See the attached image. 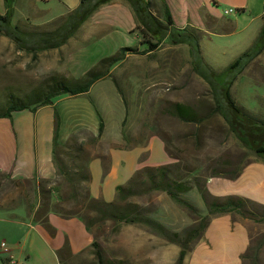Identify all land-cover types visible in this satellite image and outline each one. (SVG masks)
<instances>
[{
	"label": "rangeland",
	"instance_id": "obj_1",
	"mask_svg": "<svg viewBox=\"0 0 264 264\" xmlns=\"http://www.w3.org/2000/svg\"><path fill=\"white\" fill-rule=\"evenodd\" d=\"M215 1L168 0L174 25L177 28L189 25V30L198 36L200 54L193 50L191 55L187 44L172 45L164 42L151 52L127 54L112 68V81L127 109L124 124L147 127L151 133L162 138L172 162H179L177 168L180 173L196 169L201 180L208 179L221 168L244 167L262 160L241 143L219 114L206 117L199 125L182 122L172 115L175 102L187 104L199 114H205L212 105L209 86L194 70L192 59L206 73L211 69L220 71L251 45L263 24V17L253 19L247 10L241 12L233 9V12L226 15L223 12L230 6L220 0L218 9L214 8ZM256 2V9L262 10L264 0ZM70 6L69 0H15L12 23L24 31L52 30L64 21ZM118 7L129 8L123 0H113L102 5L99 9H105L101 11L103 15L87 19L85 26L66 43V50L61 47L35 52L22 50L17 43L0 33V108L6 105L9 96L26 102L33 100L32 96H28L30 92L50 75L64 78L79 76L75 74L90 64L86 61L84 63L83 58V62L78 64L80 71L70 69L68 50L74 52L91 42H97L96 35L99 33L91 29L95 24L108 23L106 19L111 16V10ZM209 10L219 13L218 18L208 16ZM4 12V2L0 0V13ZM126 24L127 21L122 25ZM129 30L126 31L127 38L118 41L121 46L142 49L148 45L140 44L138 28ZM103 48H107L108 54L112 53L109 52L113 50L111 45H103ZM231 93L244 108L264 117V50L238 75ZM94 98L97 103L98 95H94ZM58 106L57 109L62 110L61 104ZM100 108L105 115L103 107ZM112 118L114 120L113 115ZM196 128L199 129L197 139L192 134ZM78 134L84 138L85 148L93 153L91 135L88 132ZM226 162L229 164L226 165ZM139 182L140 178L137 187ZM29 186L26 182L7 181L8 196L14 195L12 192L18 189L26 195ZM135 191L132 190L126 203L130 213L138 211L150 216L155 212L160 195L169 198L165 192L153 191L140 195ZM14 199L18 200V195L14 196L12 202ZM22 207L18 206L17 209ZM256 225L258 228L255 225L250 227L254 237L264 233V226ZM94 234L104 257L110 261L122 260L123 264H174L176 259L169 253L156 254L168 242L139 223L120 222L117 225L112 220H106L94 227ZM147 250L151 251V255H146ZM64 264H98V260L90 246Z\"/></svg>",
	"mask_w": 264,
	"mask_h": 264
},
{
	"label": "crops",
	"instance_id": "obj_2",
	"mask_svg": "<svg viewBox=\"0 0 264 264\" xmlns=\"http://www.w3.org/2000/svg\"><path fill=\"white\" fill-rule=\"evenodd\" d=\"M223 1L236 11L247 10L253 19L263 17L264 5L262 4V10H257L256 0ZM79 2L80 0H69V12ZM166 2L168 4V0ZM219 3L220 0H216L214 8L218 9ZM104 10L98 9L92 16H102L101 11ZM111 11V16L106 19L108 23L95 24L91 29L99 33L96 35L97 42H91L74 52L68 50L70 69L79 70L78 64L83 62V58L84 63L86 61L91 66L102 56L109 55L107 48L102 49L103 45H111L113 50L109 52L112 53L121 47L118 41L127 38L126 31L134 28L135 20L128 7H118ZM207 15L217 19L219 13L209 10ZM126 21L127 24L122 25ZM84 26L85 23L78 30ZM71 39L72 37L59 47L66 50V43ZM90 66L75 76L82 74ZM112 80L110 77L99 79L87 92L76 96H59L53 103L39 106L35 111L26 108L13 111L10 117H0V240L6 246V250L0 249V264H9L10 256L21 264H64L88 249L94 239L82 219L75 215L62 216L52 211L48 214L47 224L33 221L27 210L28 203L36 206L38 202L37 192L32 185L24 190L26 195L22 194L23 190L18 189L19 191L12 192L14 195L8 196L7 181L15 183L56 177L52 161L55 110L60 116V142H64L71 134L88 132L96 135L99 116L103 119L104 127L99 144L93 146V156L88 162V187L94 198L112 201L116 195V187L126 184L137 170L144 166L156 167L172 162L162 138L151 133L147 127L124 124L126 105ZM94 95H98L99 104L95 102ZM59 103L62 110L57 109ZM99 105L103 107L105 115ZM206 187L216 197L234 195L264 206V161L245 165L235 179L208 178ZM15 195H18V200L14 199L12 202ZM181 196L193 204L201 215L208 213L195 188L182 192ZM21 205L23 207L18 210L17 207ZM150 217L172 231H180L192 223L182 209L167 196L161 195L155 212ZM256 224L264 226V222L258 223L237 215L233 217L230 213L212 216L202 237L185 255L184 264H241L240 255L250 244V227L255 225L258 228ZM178 251L176 244L165 242L156 254L169 253L177 257ZM146 255H151V251L147 250Z\"/></svg>",
	"mask_w": 264,
	"mask_h": 264
},
{
	"label": "trees",
	"instance_id": "obj_3",
	"mask_svg": "<svg viewBox=\"0 0 264 264\" xmlns=\"http://www.w3.org/2000/svg\"><path fill=\"white\" fill-rule=\"evenodd\" d=\"M111 1L113 0H80L78 6L69 12L58 27L48 31H24L17 24L12 23L15 0H3L5 12L0 13V33L17 43L19 48L27 51L58 48L72 37L94 12ZM123 1L127 3L133 14L136 23L134 28L140 31V44L147 43L146 47L138 49L136 46H121L114 53L99 58L95 64L77 77L64 78L59 75H50L37 89L30 92L28 96H32L33 100L26 102L24 99L9 96L6 105L0 108V117H10L13 111L26 108L35 111L39 106L53 103L55 98L62 95L76 96L85 93L97 80L105 77L113 79L112 68L119 64L127 54L151 52L164 42L172 45L187 44L191 55L193 50L200 54L198 36L192 33L191 29L189 30V25L180 28L174 25L166 0ZM186 30L189 32H185ZM263 50L264 13L263 24L257 37L245 51L222 70L211 69L206 73L198 68L192 59L194 70L207 82L212 95V105L206 113L199 114L191 106L175 102L172 115L182 122L199 125L206 117L219 114L228 129L241 143L264 161V117L255 115L244 108L231 93V87L238 75ZM103 127V119L99 116L98 131L90 138L94 146L99 144ZM59 130L60 116L55 110L52 161L56 168V177L25 181L36 190L38 201L36 206L28 203L27 210L33 221L44 225L47 224L48 214L52 211L62 216L80 217L86 229L94 235L91 246L98 264H123L122 260L106 259L95 239L94 227L106 220H112L117 225L120 222L139 223L168 243L176 244L179 251L174 264H184L185 255L202 237L210 218L214 215L230 213L233 217L237 215L255 222H264V206L239 196L216 197L211 195L206 187L207 178L201 180L195 172L196 169L180 173L177 168L178 161L156 167L144 166L137 170L128 180V184L116 187V195L112 201L94 198L90 195L88 187L90 182L88 162L93 154L87 150V147L85 148V141L79 134H71L64 142H60ZM192 134L197 139L199 129L196 128ZM99 156L103 157V155ZM242 168L241 165L232 169L221 168L214 171L209 178L235 179ZM138 178L140 182L137 187ZM192 188L200 193L208 209L206 215H201L193 204L181 196L182 192ZM132 190H136L135 193L140 195L153 191L165 192L190 217L192 223L177 232L141 212L130 213L126 203ZM56 196L57 200H55ZM263 249L264 235L255 237L250 235V244L240 255L241 264H264Z\"/></svg>",
	"mask_w": 264,
	"mask_h": 264
},
{
	"label": "built area",
	"instance_id": "obj_4",
	"mask_svg": "<svg viewBox=\"0 0 264 264\" xmlns=\"http://www.w3.org/2000/svg\"><path fill=\"white\" fill-rule=\"evenodd\" d=\"M231 12H233V8H229V9H226L224 10V14L228 15L230 14ZM0 249L2 250H6V246H5V243L3 240H0ZM9 261V264H21L20 262L16 261L13 256H10V258L8 259Z\"/></svg>",
	"mask_w": 264,
	"mask_h": 264
}]
</instances>
